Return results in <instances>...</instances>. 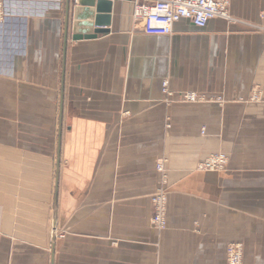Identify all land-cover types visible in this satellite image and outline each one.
Listing matches in <instances>:
<instances>
[{"label": "crops", "instance_id": "0c3cea01", "mask_svg": "<svg viewBox=\"0 0 264 264\" xmlns=\"http://www.w3.org/2000/svg\"><path fill=\"white\" fill-rule=\"evenodd\" d=\"M111 1L108 32L78 41L65 0L5 3L0 264H227L234 244L264 264V0L170 35ZM163 81L204 101L167 104ZM219 153L225 170L196 169Z\"/></svg>", "mask_w": 264, "mask_h": 264}, {"label": "built area", "instance_id": "2783aa9c", "mask_svg": "<svg viewBox=\"0 0 264 264\" xmlns=\"http://www.w3.org/2000/svg\"><path fill=\"white\" fill-rule=\"evenodd\" d=\"M8 0H0V24L8 18L5 11V3ZM133 3L132 18L143 22L147 31L170 35L174 24L181 20L189 21L195 28L203 29L209 21L222 19L227 22H235L228 12L229 0H130ZM57 7L61 1H57ZM162 94L167 104L174 102L201 103L202 96L195 93H184L174 98V93L168 88V82H162ZM202 133H204L202 131ZM163 160L156 163V171L161 175V188L151 198L153 214L150 224L156 230L166 227L167 197L163 186L166 184ZM227 166L225 154H214L205 158L198 164V171L219 172ZM227 264H241L242 248L238 244L230 245L227 249Z\"/></svg>", "mask_w": 264, "mask_h": 264}, {"label": "water", "instance_id": "95a60500", "mask_svg": "<svg viewBox=\"0 0 264 264\" xmlns=\"http://www.w3.org/2000/svg\"><path fill=\"white\" fill-rule=\"evenodd\" d=\"M71 5L73 7H71ZM111 0H65V39H94L107 33L110 24Z\"/></svg>", "mask_w": 264, "mask_h": 264}, {"label": "rangeland", "instance_id": "374dc122", "mask_svg": "<svg viewBox=\"0 0 264 264\" xmlns=\"http://www.w3.org/2000/svg\"><path fill=\"white\" fill-rule=\"evenodd\" d=\"M202 131H204V130H202ZM220 154V153H219ZM221 154H224V153H221ZM214 155V154H213ZM226 155V154H225ZM227 157V156H226ZM226 168V167H225ZM225 170V169H224ZM223 171V170H222ZM222 171H219V172H222ZM204 172H207V171H204Z\"/></svg>", "mask_w": 264, "mask_h": 264}]
</instances>
